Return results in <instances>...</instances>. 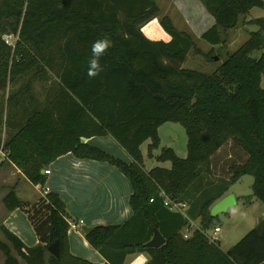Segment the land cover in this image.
Returning a JSON list of instances; mask_svg holds the SVG:
<instances>
[{"label": "trees", "instance_id": "1", "mask_svg": "<svg viewBox=\"0 0 264 264\" xmlns=\"http://www.w3.org/2000/svg\"><path fill=\"white\" fill-rule=\"evenodd\" d=\"M198 1L214 20L200 37L211 47H226L240 26L258 27L222 62L217 56L219 66L211 74L181 67L189 51L207 63H214L216 54L202 53L198 40L178 31L169 17L158 20L169 41L144 36L141 28L160 16L154 0H0V93L16 87L5 97L10 134L0 149L6 163L32 186H44L42 172L66 154L106 163L126 178L132 189L131 217L117 226L80 230L104 264H125L133 255H145L146 264H264V219L226 252L203 234L216 227L211 207L243 176L253 179L247 203L264 205V19L245 20L252 9H264V2ZM6 36L15 38L13 46L4 43ZM105 38L110 45L98 58L102 70L90 77L92 45ZM258 52L257 59L251 57ZM50 76L55 92L40 106L32 87L48 83ZM23 103L29 106L22 111L25 120L19 118ZM35 105L40 109L31 112ZM166 123L184 129L186 156L180 159L172 149H162L155 160L170 168L146 171L141 147L148 141L147 158L153 159L158 129ZM92 137H110L131 163L83 143ZM230 143L244 155L243 162L228 166V181L205 186L223 163L215 160L217 154L223 157ZM161 192L184 202L185 216L165 209ZM1 203L6 213L23 210L38 238L36 246L27 248L0 222L2 264H20L17 258L25 264H92L69 254L70 226L57 194L46 193L28 205L12 187ZM193 220L199 228L184 239L182 230ZM153 229L165 243L144 248ZM54 242L57 259L47 252Z\"/></svg>", "mask_w": 264, "mask_h": 264}, {"label": "crops", "instance_id": "2", "mask_svg": "<svg viewBox=\"0 0 264 264\" xmlns=\"http://www.w3.org/2000/svg\"><path fill=\"white\" fill-rule=\"evenodd\" d=\"M154 1L160 9L158 0ZM166 1L169 2L174 14L185 29L197 40H200L201 35L213 26L214 20L205 12L198 0ZM249 14L250 12L246 21L255 20L248 18ZM155 22L156 19L141 28L144 36L149 40H155L151 38L154 37L156 31ZM244 27L240 29L244 30ZM167 37L169 36L167 35ZM233 43L230 41L228 46ZM83 143L126 165L131 163L130 158L110 137H92L84 139ZM221 157L222 152L221 156L217 154L216 161L221 160ZM47 169L49 175L46 176L44 186H32L15 167L6 161L0 162V182L6 184L0 187L1 224L15 235L25 247L36 246L38 238L24 211L17 209L6 213L1 200L8 189L13 187L21 202L33 205L36 203L33 190L38 198H41L43 197L42 189H45L47 193L57 194L65 205L66 221L70 226L67 232L69 254L92 264H104V259L86 243L80 230L95 226H117L128 220L132 215L128 205L132 193L129 182L118 170L106 163L78 160L71 154L57 158ZM33 200L35 201L33 202ZM198 225L199 221H190L182 233H191L198 229ZM30 233L32 235L31 243L27 244L26 239H29ZM146 262L145 255H133L126 258L125 264H146Z\"/></svg>", "mask_w": 264, "mask_h": 264}, {"label": "rangeland", "instance_id": "3", "mask_svg": "<svg viewBox=\"0 0 264 264\" xmlns=\"http://www.w3.org/2000/svg\"><path fill=\"white\" fill-rule=\"evenodd\" d=\"M160 7V16L156 19L154 26H156V31L154 33V37H151L155 40H163L167 41L169 37L162 31L158 20L161 17L167 16L171 19L172 23L175 25L174 27L178 31H186L188 32L184 25H182L181 21L174 14L172 7L169 2L166 0H158ZM264 2V0H263ZM248 18L253 19H264V9H252ZM246 20V19H245ZM144 27V26H143ZM142 27V28H143ZM240 26L233 33L231 32L229 37L230 41H233V45H227V47H211L205 42L198 40L196 46L202 51V53L207 54L212 52V54H216L214 57H219L220 62L225 59L227 54H232L235 52L247 39V33L256 32L258 27L256 25H249L244 27V30H241ZM145 30V29H144ZM3 41L7 45L13 46L15 42V38L6 36L3 37ZM264 52V51H262ZM261 52L253 53L252 58L257 59ZM219 63H207L201 56L194 55L191 51L187 53L186 60L182 64V68L186 70H193L204 74H211L214 72ZM55 79L50 76V80L48 83H35L32 87L33 89V97L36 98L39 102V105H45L47 101H49L53 93L55 92ZM15 86H8L3 92L0 94V102L2 105V112L0 113V142L7 140L8 135L10 134L8 128L5 126V117H6V109H5V97L7 92H13L15 90ZM40 109L38 105L31 107V112H35ZM20 114L19 118L25 120V114L23 112H27L29 110V106L23 103L20 106ZM24 117V118H23ZM158 138H159V146L152 152L153 159L147 158V146L149 142H145L141 147V153L144 159V169L147 171L154 167L161 168H170V164L168 162L158 163L155 158L160 155L162 149H172L175 155L184 159L186 156V135L182 126L177 123H166L158 129ZM232 144H228L226 146V151L221 157L223 158V163L220 164L216 169L212 172L210 176L207 177L204 182L205 186L208 184H219L221 182L228 181L230 175L227 172L228 166L232 164L242 163L244 160V155L240 150H236ZM229 154V155H228ZM230 156L231 158L227 157ZM216 160V159H215ZM219 160V161H221ZM253 179L250 176L241 177L236 183L231 184L227 188V192L224 197L233 196L235 200V204L228 208L225 213L218 214L213 224L220 229V233L218 235L219 238V247L223 252L228 251L231 247H233L237 242H239L249 231H251L256 225L264 219V205L259 202L252 200L250 203H247V198L251 196V185ZM6 184L0 182V187ZM4 188V187H3ZM33 189V188H32ZM40 193V192H39ZM199 193L194 194V198H197ZM33 195L36 198V203L39 201L38 195L33 190ZM38 198V199H37ZM33 200V202L35 201ZM38 200V201H37ZM189 204V202H188ZM31 205V204H30ZM34 205V204H33ZM199 228V225H198ZM211 230L205 231L206 235L211 233ZM29 239H26L27 244L31 243L32 235L29 234ZM0 240L2 236L0 234ZM20 264H25L20 258H17ZM4 261V257L0 252V264Z\"/></svg>", "mask_w": 264, "mask_h": 264}, {"label": "water", "instance_id": "4", "mask_svg": "<svg viewBox=\"0 0 264 264\" xmlns=\"http://www.w3.org/2000/svg\"><path fill=\"white\" fill-rule=\"evenodd\" d=\"M214 61H217V57H213ZM43 173V172H42ZM235 204V200L233 196H227L225 198H222L219 200L217 203H215L211 209H210V216L211 217H216L218 214L225 213L228 208L233 206ZM152 238L150 239L149 242H147L144 245V248L147 249H158L165 243V239L161 236L160 232L157 229H153L152 232ZM47 252L51 256H53L55 259L59 257V250H58V243L54 242L50 244L47 247Z\"/></svg>", "mask_w": 264, "mask_h": 264}, {"label": "built area", "instance_id": "5", "mask_svg": "<svg viewBox=\"0 0 264 264\" xmlns=\"http://www.w3.org/2000/svg\"><path fill=\"white\" fill-rule=\"evenodd\" d=\"M13 38V37H12ZM6 161L5 154L0 149V162ZM44 175H49V170L46 169L43 171ZM47 193L45 189H42V196H44ZM159 197L162 199V204L165 209H167L169 212L177 213L182 216H185L188 206L181 201L171 200L167 198L162 192L159 194ZM152 199H150V203H152ZM220 233V229L216 226L212 229L211 233L209 235H206L205 232L203 234L206 236L209 243L217 244L219 243L218 235ZM190 236V233L186 232L183 234V238L187 239Z\"/></svg>", "mask_w": 264, "mask_h": 264}, {"label": "clouds", "instance_id": "6", "mask_svg": "<svg viewBox=\"0 0 264 264\" xmlns=\"http://www.w3.org/2000/svg\"><path fill=\"white\" fill-rule=\"evenodd\" d=\"M109 45L110 41L107 38L98 40L93 43L91 48L92 59L89 61L88 71V75L90 77L97 75L102 70L101 66L98 63V58L104 53Z\"/></svg>", "mask_w": 264, "mask_h": 264}]
</instances>
